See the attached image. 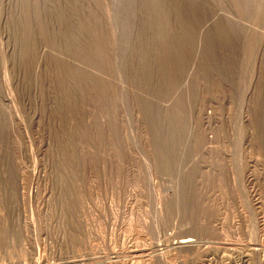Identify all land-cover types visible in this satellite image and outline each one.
Returning a JSON list of instances; mask_svg holds the SVG:
<instances>
[{"label":"rangeland","instance_id":"obj_1","mask_svg":"<svg viewBox=\"0 0 264 264\" xmlns=\"http://www.w3.org/2000/svg\"><path fill=\"white\" fill-rule=\"evenodd\" d=\"M263 253L264 0H0V264Z\"/></svg>","mask_w":264,"mask_h":264},{"label":"bare ground","instance_id":"obj_2","mask_svg":"<svg viewBox=\"0 0 264 264\" xmlns=\"http://www.w3.org/2000/svg\"><path fill=\"white\" fill-rule=\"evenodd\" d=\"M206 230V229H205ZM255 242V241H254ZM256 243H254V245H255ZM259 244V243H258ZM175 245H176V249L178 248L179 250H181V249H193V247L195 246V240L193 239V237H186V238H182V239H180V240H178L176 243H175ZM260 245V244H259ZM257 245H255V247H256ZM175 248V247H174ZM224 249V248H223ZM254 249V252H259V250H261V249H259L258 250V247H257V249L256 248H253ZM252 249V250H253ZM258 250V251H257ZM233 251V250H232ZM226 252V251H225ZM251 253H253L252 251H251ZM257 254V253H256ZM255 254V255H256ZM264 254V253H263ZM254 255V254H253ZM251 256V255H250ZM257 256H259L258 254H257ZM264 257V256H263ZM232 258V257H231ZM254 260V259H253ZM247 264V263H246ZM252 264V263H251Z\"/></svg>","mask_w":264,"mask_h":264}]
</instances>
